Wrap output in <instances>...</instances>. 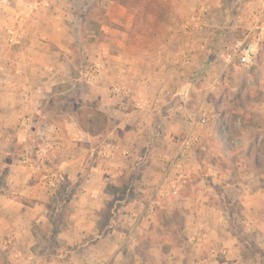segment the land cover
Listing matches in <instances>:
<instances>
[{
  "label": "crops",
  "instance_id": "crops-1",
  "mask_svg": "<svg viewBox=\"0 0 264 264\" xmlns=\"http://www.w3.org/2000/svg\"><path fill=\"white\" fill-rule=\"evenodd\" d=\"M214 8L0 0V246L10 264H243L240 237L264 243V102L244 107L238 93L228 104L221 68L238 67L210 56L222 41ZM83 61L88 82L75 74ZM86 109L104 114L101 130ZM200 111L203 126L192 122ZM189 134L199 140L184 148ZM179 155L186 182L173 195Z\"/></svg>",
  "mask_w": 264,
  "mask_h": 264
},
{
  "label": "rangeland",
  "instance_id": "rangeland-1",
  "mask_svg": "<svg viewBox=\"0 0 264 264\" xmlns=\"http://www.w3.org/2000/svg\"><path fill=\"white\" fill-rule=\"evenodd\" d=\"M195 1L196 3H209V1H213V3H215L212 20L214 26L212 27H214L213 29H215V33L218 30L221 31L218 40H222L218 46H213L210 51V56L216 59V64H219L222 61L223 55L231 43L235 39L240 38L245 34V32L249 29L250 24L255 21H257L258 25H262L264 23V0ZM186 2L187 1H183L181 5H179V8H188L186 7ZM194 10L196 11L197 7ZM259 46L260 48L257 61L252 67L248 69L221 68V78H226V80H222L223 82L221 83L220 88L223 89L225 93H229L230 97L229 100H227L230 106L234 105L236 102L234 95H238V93H241L240 95L243 97H241L239 100L243 102L242 104L244 107H247L251 100H255L258 103L264 102V38L262 39ZM218 69V65L212 68L214 72L219 73ZM89 71H91L90 67L87 66V62L83 61L81 66L77 68L75 74L77 77L82 78L83 80L85 79L88 82L89 80L86 78V72ZM200 82L202 81L197 80V84ZM255 121H257V123L261 122L264 124V116L260 113ZM21 153L23 152L18 149V152L15 155H20ZM262 182H264V178L261 179V183ZM215 188L217 191H221L217 186ZM234 197H236V195H231L228 197V199L226 196H224L221 200V203L225 204L226 202H230L234 199ZM236 201H234V206L237 207L236 210H239ZM234 227L236 228V231L240 230V227L237 224ZM252 236L245 234L240 237L243 240L242 242L245 243L242 246V255L244 257L243 264H255L254 262L252 263L254 259L256 261H260L259 264H264V243L260 241V235L257 236L255 232H253ZM247 237L249 239H247ZM8 250L9 244L2 243V246H0V264H10Z\"/></svg>",
  "mask_w": 264,
  "mask_h": 264
},
{
  "label": "built area",
  "instance_id": "built-area-1",
  "mask_svg": "<svg viewBox=\"0 0 264 264\" xmlns=\"http://www.w3.org/2000/svg\"><path fill=\"white\" fill-rule=\"evenodd\" d=\"M264 38V24L262 25H253L249 28L245 34L235 39L231 45L227 48L226 52L223 55V61L227 66H234L238 68H249L257 61V56L260 48V43ZM94 76L92 71L86 72V78L91 80ZM111 92L120 97L123 95V90L121 85L114 84L111 87ZM119 106L122 110L128 108L127 103L124 100L119 102ZM207 121L206 115L202 111L194 114L193 124L197 126H203ZM199 136L196 134H189V136L184 139L183 147L188 148L191 144L197 143ZM181 155L177 156L171 161V167L173 170V178L171 179L170 192L173 195H176L179 189L185 184L186 176L181 163ZM21 162L23 164L33 166L34 163L30 158L28 152L24 153L21 156ZM57 184V179L55 177H49L46 181V186L49 188H54Z\"/></svg>",
  "mask_w": 264,
  "mask_h": 264
},
{
  "label": "trees",
  "instance_id": "trees-1",
  "mask_svg": "<svg viewBox=\"0 0 264 264\" xmlns=\"http://www.w3.org/2000/svg\"><path fill=\"white\" fill-rule=\"evenodd\" d=\"M85 117H87L88 119V123L92 126V127H97L99 130H101L105 123H106V118L104 116V114L96 109H86L84 110Z\"/></svg>",
  "mask_w": 264,
  "mask_h": 264
}]
</instances>
